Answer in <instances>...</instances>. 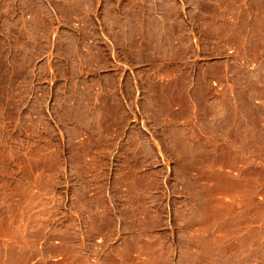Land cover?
Here are the masks:
<instances>
[{
	"label": "rangeland",
	"instance_id": "rangeland-1",
	"mask_svg": "<svg viewBox=\"0 0 264 264\" xmlns=\"http://www.w3.org/2000/svg\"><path fill=\"white\" fill-rule=\"evenodd\" d=\"M0 264H264V0H0Z\"/></svg>",
	"mask_w": 264,
	"mask_h": 264
}]
</instances>
